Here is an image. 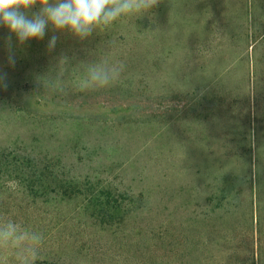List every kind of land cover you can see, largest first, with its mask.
Masks as SVG:
<instances>
[{"label": "rangeland", "instance_id": "1", "mask_svg": "<svg viewBox=\"0 0 264 264\" xmlns=\"http://www.w3.org/2000/svg\"><path fill=\"white\" fill-rule=\"evenodd\" d=\"M8 35L0 218L43 233L35 264H264V0H162L84 40L49 25L12 37L15 67ZM101 60L120 78L81 91Z\"/></svg>", "mask_w": 264, "mask_h": 264}, {"label": "clouds", "instance_id": "2", "mask_svg": "<svg viewBox=\"0 0 264 264\" xmlns=\"http://www.w3.org/2000/svg\"><path fill=\"white\" fill-rule=\"evenodd\" d=\"M162 0H0V26L8 29L7 62L15 67L12 51V37L19 45L43 40L49 25L55 32L67 31L80 40L93 32L109 28L114 22L126 16H142L159 6ZM173 4V0H171ZM39 10L28 13L35 7ZM58 36L53 34L48 41L49 51L55 49ZM62 58L60 63H66ZM124 70L123 63H109L101 60L86 64L79 79L81 91L100 90L116 82ZM8 76L0 71V88L7 89ZM44 235L11 219L0 218V264H9L5 254L11 249L17 264H35L41 259L40 249Z\"/></svg>", "mask_w": 264, "mask_h": 264}, {"label": "trees", "instance_id": "3", "mask_svg": "<svg viewBox=\"0 0 264 264\" xmlns=\"http://www.w3.org/2000/svg\"><path fill=\"white\" fill-rule=\"evenodd\" d=\"M250 184H251V191L253 190L252 193H251L252 194L251 206H252L253 216H254L255 214L257 215V213L259 212V206H257V200L258 199H257V196H256V194H257V188L254 187V185L256 186V180L255 179H252L250 181ZM230 189L232 190V188H230ZM262 212L264 214V209H262ZM255 217H257V216H255ZM256 220H257V218H256Z\"/></svg>", "mask_w": 264, "mask_h": 264}]
</instances>
